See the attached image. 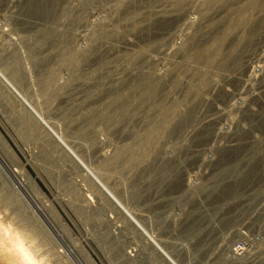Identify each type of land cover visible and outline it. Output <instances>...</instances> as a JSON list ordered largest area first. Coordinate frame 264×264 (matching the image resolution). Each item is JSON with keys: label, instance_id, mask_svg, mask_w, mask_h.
I'll return each mask as SVG.
<instances>
[{"label": "rangeland", "instance_id": "obj_1", "mask_svg": "<svg viewBox=\"0 0 264 264\" xmlns=\"http://www.w3.org/2000/svg\"><path fill=\"white\" fill-rule=\"evenodd\" d=\"M0 73L175 264H264V0H0ZM0 136L54 264H165L1 86Z\"/></svg>", "mask_w": 264, "mask_h": 264}, {"label": "bare ground", "instance_id": "obj_2", "mask_svg": "<svg viewBox=\"0 0 264 264\" xmlns=\"http://www.w3.org/2000/svg\"><path fill=\"white\" fill-rule=\"evenodd\" d=\"M216 39V38H215ZM219 41V40H218ZM254 66V65H253ZM255 68V67H253ZM0 86L5 89L6 93L9 97L19 105H21L25 110L31 115L37 122L38 126L45 130L49 136L53 139L55 144L59 146L69 157H71L77 165H79L85 174L89 176L93 182L98 186L101 192L105 195V197L113 204L117 211L121 213L123 216L139 234L146 243L151 247V249L155 252V254L164 262L165 264H175L174 261L170 258V256L159 246V244L155 241L154 237L147 234L139 227V225L132 219L131 215L123 208V206L104 188V186L93 176L91 171L87 169L74 153L63 143V141L58 137L54 131L48 126L47 122H45L26 102L25 99L15 90V88L9 83V81L0 73ZM0 139L4 142L2 137ZM2 158V157H1ZM1 166L6 169L9 174L11 180L14 184L21 188L22 190H27L26 187V177H24L21 170H18L13 167H6L1 159ZM6 164V163H5ZM85 175V176H86ZM0 180L1 184L7 187L8 179L4 173L0 171ZM32 203H39L37 196L32 194H26ZM16 202L24 203L22 199L17 195L14 197ZM31 218L36 223L35 217L32 214H29ZM44 219L49 225L50 234H54V224L50 221L46 216ZM37 228V227H36ZM39 228V227H38ZM38 232V230H37ZM58 233V230H57ZM51 248L49 249L47 246L42 244L38 240L36 236V231L33 225L28 227L25 222L18 220V222L11 221L10 218L6 216L4 211L0 207V264H54V240L52 237H48ZM66 239V238H65ZM47 243V242H46ZM49 244V245H50ZM65 248L69 252H76L80 254V257H83L84 260L80 262V264H94L89 255H87L82 249L78 248L75 244H72L70 241L66 240ZM81 246V245H80ZM50 247V246H49ZM61 253V252H60ZM63 253V252H62Z\"/></svg>", "mask_w": 264, "mask_h": 264}]
</instances>
